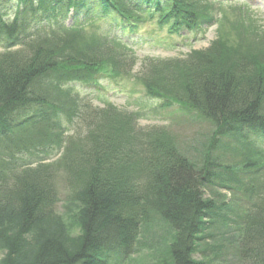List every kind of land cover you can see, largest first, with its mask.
<instances>
[{
	"label": "trees",
	"instance_id": "1",
	"mask_svg": "<svg viewBox=\"0 0 264 264\" xmlns=\"http://www.w3.org/2000/svg\"><path fill=\"white\" fill-rule=\"evenodd\" d=\"M212 11L199 0H0V264H124L158 220L173 232L164 264H211L193 256L213 225L242 264H264V152L246 149L240 166L209 154L193 162L161 128L139 129V113L94 108L70 88L132 70L130 50L97 21L115 17L133 31L156 19L197 36ZM244 30L220 29L208 49L145 60L134 75L163 107L209 122L211 150L218 138L264 129V40ZM75 120L85 134L67 136L61 125ZM39 153L61 156L36 166L22 157ZM233 185L240 204H217Z\"/></svg>",
	"mask_w": 264,
	"mask_h": 264
},
{
	"label": "rangeland",
	"instance_id": "2",
	"mask_svg": "<svg viewBox=\"0 0 264 264\" xmlns=\"http://www.w3.org/2000/svg\"><path fill=\"white\" fill-rule=\"evenodd\" d=\"M213 7L211 25L204 27V34H188L185 30L177 33H168L167 27L157 25L156 19H149L139 24L136 30L130 31L115 17L97 21V27L110 37L118 38L130 50L126 52L127 60L132 61L130 74L117 78L109 76L98 77L95 85L74 83L70 85L79 98L91 103L94 108H103L111 104L121 111L139 113L141 119L137 123L139 129L161 128L164 130L166 141L180 154L190 161L199 162L206 154L219 159L222 165L233 164L240 166L242 154L245 150L254 147L255 150L264 152V129L244 128L240 133L226 135L218 138L212 147L214 127L194 112H186L178 104L163 107V100L153 99L146 95L144 88L138 84L134 75L143 70L145 60L183 59L192 51L208 49L215 42L220 29L225 32L236 33L235 29H245L244 35L255 39L264 40V0H199ZM69 22H67L68 24ZM233 29V30H230ZM3 47L0 44V53ZM220 61L223 59L219 58ZM67 136L84 135L85 130L75 120L73 123H63ZM2 150L0 149V152ZM1 154V153H0ZM4 155H0V159ZM61 155L39 153L37 156H22L34 166L38 163H51ZM241 170V168L239 169ZM249 172L245 171L238 177L242 184L249 181ZM58 185V198L64 201L67 193L62 181ZM213 188L204 189V197L212 198ZM220 197L215 201L218 204L222 197L237 206L242 189L233 185L231 190H218ZM237 207H235L236 209ZM61 212V210H59ZM156 223V224H155ZM148 226L139 238L140 244L136 252L124 264H161L157 260L160 250L167 248L173 235L172 230L162 221H156ZM223 228L218 225L210 226L207 234L210 235L200 242L194 258L205 259L211 264H242L232 246L229 238H223ZM204 245L208 249H204ZM1 257V255H0ZM162 262L170 261L167 250L160 255Z\"/></svg>",
	"mask_w": 264,
	"mask_h": 264
},
{
	"label": "bare ground",
	"instance_id": "3",
	"mask_svg": "<svg viewBox=\"0 0 264 264\" xmlns=\"http://www.w3.org/2000/svg\"><path fill=\"white\" fill-rule=\"evenodd\" d=\"M165 250H168V248H164L163 250H160V252H159V256H158V258H157V260H159V262L161 263V264H164L163 262H162V258H160V255H161V253L164 251L165 252ZM194 257V256H193Z\"/></svg>",
	"mask_w": 264,
	"mask_h": 264
}]
</instances>
